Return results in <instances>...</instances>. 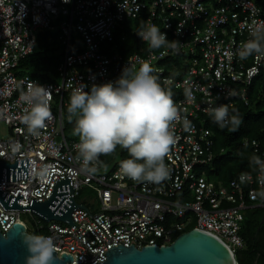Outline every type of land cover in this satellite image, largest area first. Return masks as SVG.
<instances>
[{"label": "built area", "instance_id": "built-area-1", "mask_svg": "<svg viewBox=\"0 0 264 264\" xmlns=\"http://www.w3.org/2000/svg\"><path fill=\"white\" fill-rule=\"evenodd\" d=\"M54 24L64 49L58 81L43 83L15 74L19 61L33 51L37 33ZM148 24L158 26L168 40L179 41V50L142 46L125 55L110 45L115 33L121 40L133 34L147 44L136 33ZM253 27H264V9L254 0H0V123L6 126L5 136L0 132V160L13 164L29 159L27 179L1 181L0 191L21 194L17 204L27 206L30 199L45 201L54 181L68 176L74 203L91 215L73 209L72 227L46 221L31 210H4L0 205V231L20 222L31 234L51 237L57 256L70 254V264L102 263L104 252L117 245H167L174 232L189 225L216 235L234 253L241 249L243 211L264 209V200L256 195L260 173H247L249 180L241 183V172L223 184L203 168L222 153H214L208 110L225 104L232 113L235 106L248 105V89L264 69V57L238 56ZM72 30L82 44L77 52H69ZM177 58L179 64L171 62ZM128 62L137 68L149 63L161 85L177 93L173 100L181 122L172 125L176 143L165 157L170 176L162 183L134 182L122 176L120 165L104 170L101 164L97 173L87 174L75 161L78 137L64 135V95L80 85L90 91L92 85L114 82ZM34 84L51 96V118L39 137L29 134L22 121L29 108L22 94ZM185 117L191 122L188 128L183 126ZM241 145L264 159L259 141L244 138ZM44 168L50 170V179L36 175ZM84 187L91 194L78 199ZM21 214L28 215L29 224Z\"/></svg>", "mask_w": 264, "mask_h": 264}, {"label": "clouds", "instance_id": "clouds-1", "mask_svg": "<svg viewBox=\"0 0 264 264\" xmlns=\"http://www.w3.org/2000/svg\"><path fill=\"white\" fill-rule=\"evenodd\" d=\"M136 34L148 43L150 50H179V41L168 40L155 24L142 25ZM251 37L238 52L241 60L264 57V27H253ZM153 72L149 63H141L137 68L128 62L114 82L92 85L90 91L80 85L70 93L66 111L69 122L74 121L72 134L79 141L75 161L81 171L97 173L100 157L113 154L119 146L128 153L120 162L123 177L137 183L157 184L169 178L165 157L176 143L172 125L181 122V117L171 90L165 89ZM22 99L29 105L22 121L29 134L39 137L46 120L51 118L50 92L34 84L22 94ZM207 114L221 129L237 131L242 123L239 113L235 109L230 113L225 104L210 108ZM190 124L185 117L183 126L188 128ZM249 163L260 173L256 195L264 200V159L253 154ZM36 175L42 180L51 178L47 168ZM239 180L247 182L248 174H241ZM22 238L29 252L26 264H53L56 245L51 237L25 232Z\"/></svg>", "mask_w": 264, "mask_h": 264}, {"label": "trees", "instance_id": "trees-1", "mask_svg": "<svg viewBox=\"0 0 264 264\" xmlns=\"http://www.w3.org/2000/svg\"><path fill=\"white\" fill-rule=\"evenodd\" d=\"M254 2L264 9V0H254ZM130 23L137 25L134 20H131ZM58 35L57 24H54L49 30H40L37 33V41L33 51L19 61L15 68V74L18 76L28 75L43 83L58 81L57 66L61 62L64 50ZM71 45L69 52H77L82 49L81 40L73 30L71 32ZM110 45L114 46L117 52L125 55L137 53L142 46L143 48L149 47L148 43L140 44L137 38L130 33L126 34L124 40H121L119 35L115 33L114 40ZM179 61L181 62V59L177 58L171 62L179 64ZM172 94L173 98L177 95L175 91ZM68 97L69 95H64L67 105ZM248 100V105L240 104L234 107L242 119L237 131H229L227 128L221 129L214 122L209 124L215 134L214 153L222 150V153L215 157L211 164L203 168L210 179L225 184L241 172L254 173L256 171L254 170L255 166L249 163V158L254 153L251 148L243 147L241 141L244 138L257 140L264 147V69L249 87ZM67 105L62 106L63 131L65 137L73 138L74 121L69 122L67 118ZM127 157V151L117 146L113 154L102 155L100 161L101 164L106 165L105 168L112 169L119 166L120 162ZM243 214L239 234L244 245L235 251L238 264H264V228L262 225L264 209L248 208L243 211ZM192 228L193 225H189L180 231H176L172 238L174 239Z\"/></svg>", "mask_w": 264, "mask_h": 264}, {"label": "water", "instance_id": "water-1", "mask_svg": "<svg viewBox=\"0 0 264 264\" xmlns=\"http://www.w3.org/2000/svg\"><path fill=\"white\" fill-rule=\"evenodd\" d=\"M28 160L15 159L13 164L0 160V182L27 179ZM72 191L71 179L66 176L54 181L49 197L43 202L30 199L29 205H20L17 199H22L21 194L13 197L0 191V205L4 210H31L46 221L59 220L74 227L71 212L75 208L86 209L74 203ZM25 232L30 233L20 222L12 224L4 233L0 231V264H26L29 252L22 238ZM104 255L105 260L97 261V264H238L227 243L198 228L179 234L167 245H147L139 249L133 244L128 247L117 245L107 249ZM53 257V264H70L72 261L70 254L57 256L54 252Z\"/></svg>", "mask_w": 264, "mask_h": 264}, {"label": "rangeland", "instance_id": "rangeland-1", "mask_svg": "<svg viewBox=\"0 0 264 264\" xmlns=\"http://www.w3.org/2000/svg\"><path fill=\"white\" fill-rule=\"evenodd\" d=\"M5 131H6V126L3 123H0L1 136H5V133H6ZM104 170H109V168H105ZM89 194H91V191L88 188L84 187L83 189H81L80 196L78 197V199H83L85 197H88ZM245 213L247 214V212H245ZM20 219L23 220L25 223L29 224L27 214H21Z\"/></svg>", "mask_w": 264, "mask_h": 264}, {"label": "crops", "instance_id": "crops-1", "mask_svg": "<svg viewBox=\"0 0 264 264\" xmlns=\"http://www.w3.org/2000/svg\"><path fill=\"white\" fill-rule=\"evenodd\" d=\"M244 213H245V212H244ZM243 217H244V214H243ZM262 225H263V228H264V221H263V224H262ZM237 262H238V261H237ZM254 264H255V263H254Z\"/></svg>", "mask_w": 264, "mask_h": 264}]
</instances>
